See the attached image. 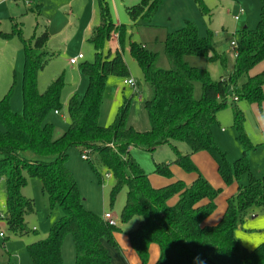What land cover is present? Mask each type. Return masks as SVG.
<instances>
[{
    "label": "trees",
    "instance_id": "1",
    "mask_svg": "<svg viewBox=\"0 0 264 264\" xmlns=\"http://www.w3.org/2000/svg\"><path fill=\"white\" fill-rule=\"evenodd\" d=\"M99 23L87 42L93 47V61L80 65L88 80L82 97L74 95L68 102L69 126L62 137L53 138V125L46 121L52 112L62 109L63 76L58 77L44 93L38 89V74L55 54L45 50L50 39L48 30L26 41L19 25L13 23L11 33H0L5 40L18 37L24 48L22 77L23 112L17 114L10 106L9 92L0 98V179L6 185V215L0 220L14 236L29 233L26 217L33 213L32 200L23 195L28 178H38L52 206H60L63 216L44 240L27 246L33 264H64L62 245L72 236L76 251L75 264H113L105 241L115 243L113 234L119 226H111L103 217L85 208L75 177L66 166L73 148L87 156V161L99 180L107 173L114 180L113 201L126 189L127 202L121 223L139 217L136 230L128 236L143 264L149 257V247L156 244L160 257L156 264H264V243L253 252H245L235 233L243 216L251 210H264V176L256 178L250 172L248 153L254 147L244 132V115L237 102L264 104V70L256 68L264 62V10L254 31L245 29L237 48L234 72L213 81L206 70L191 67L187 57H202L222 66L227 57L215 50L213 35L200 38L195 25H186L168 34L165 53L169 70L159 69L158 55L145 46L131 44L130 52L144 73L150 88L145 102L150 129L139 132L127 125L129 102L122 106L110 127L99 125L102 101L110 77L126 78L129 70L123 58L124 29L116 25L107 0H96ZM164 0H139L126 12L133 26L149 24ZM118 37L119 50H106L112 34ZM202 84V96L195 99V83ZM234 95V98L231 97ZM237 98L238 100H235ZM232 106L234 123L243 147V155L233 164L227 153L217 145L213 128L218 113ZM190 153H183L179 145ZM169 146L175 159L155 165V173L170 178V167L179 165L189 173H198L193 184L175 182L155 189L148 175L132 157L133 148L154 152ZM207 152L218 165L226 184L249 176L247 186H239L237 205L229 203L216 226H203L216 209L219 191L199 174L191 160L193 154ZM179 196L176 205L168 202ZM208 203L202 205L203 201Z\"/></svg>",
    "mask_w": 264,
    "mask_h": 264
},
{
    "label": "rangeland",
    "instance_id": "2",
    "mask_svg": "<svg viewBox=\"0 0 264 264\" xmlns=\"http://www.w3.org/2000/svg\"><path fill=\"white\" fill-rule=\"evenodd\" d=\"M96 0H92L95 4ZM111 6L112 18L115 24L123 25L124 52L123 58L128 67L129 75L126 78L110 77L107 81L99 125L110 127L117 119L122 106L129 102L127 125L139 132H147L150 123L145 110V102L149 97L150 88L144 80V73L130 52L131 44L145 46L146 49L158 55L156 66L159 69L169 70L170 62L165 53V41L170 33L182 29L187 22L195 25L200 38L213 35L215 50L227 57V63L222 66L218 62H209L202 57H187L186 61L191 67L206 70L213 81L220 77H228L234 72L236 52L231 45L237 48L241 44V36L245 29L256 30L261 14L264 10V0H164L149 24L140 23L133 26L122 6V0H107ZM116 3L117 8L112 7ZM90 0H0V33H11L13 21L19 25L23 38L30 42L34 35H41L48 30L50 40L45 50L55 54L52 61L38 74V89L44 93L48 87L60 76L64 79V89L59 112L50 113L46 121L53 125V138L58 139L66 132L69 126L68 102L74 95L82 97L88 86L87 78L82 74L80 65L85 61H93V47L86 41L90 29L85 34L82 26L88 23L90 14ZM118 9V13L116 12ZM239 17L238 20L235 18ZM99 10L95 8V20L99 23ZM114 35H116L114 33ZM115 38L112 34L111 40ZM118 39V37H117ZM111 40L109 42H111ZM109 44V43H108ZM107 44V45H108ZM82 54L83 61L71 65L70 59ZM24 48L18 37L6 40L0 37V98L11 89L10 106L13 112H23L22 77L24 71ZM264 70V62L256 72ZM132 80L136 88L124 84V80ZM202 96V84L195 83L194 97ZM234 98V95L231 99ZM243 112L244 132L253 145L248 153L250 172L256 178L264 176V104L249 103L242 99L237 102ZM218 124L213 128V134L218 147L225 153L230 163H234L243 155V147L239 133L234 123L232 106L223 108L218 113ZM0 129L4 127L0 124ZM182 148L188 147L180 144ZM172 158V150L167 145L163 151L148 152L144 149L133 148L132 157L139 163L148 175L150 183L165 182L166 179L154 172V162L159 155ZM212 163L197 165L198 170L215 190L219 191L216 200V209L212 218L222 217L229 203L237 205L238 186H247L249 176L243 175L240 180L233 179L230 184L223 183L217 170L214 168V159L208 155ZM66 166L75 177L81 196L85 200V208L93 213L104 216L112 213L118 222H121L122 211L127 202L126 189L121 190L115 199L111 200V191L114 185L113 178L107 173L98 179L89 163L81 158L78 149L69 151ZM174 176L182 183L188 185L193 181V175L179 165L174 164ZM176 170V171H175ZM157 185V184H156ZM23 195L32 200L34 211L26 217L29 233L25 236H14L8 230L6 223L0 220V264H33L27 251V246L44 240L48 237L51 228L63 216L60 206H52L48 195L42 189V182L38 178H28L23 189ZM6 185L0 179V216L6 215ZM259 216V217H257ZM257 217V218H254ZM137 218H132L119 226L115 231V243L105 241L113 264H127L124 259L125 252L133 251V263L140 264L139 257L132 249L128 234L137 227ZM238 233L245 239V244L239 240L242 249L251 253L255 238L264 235V210H251L243 216V223ZM257 232V233H255ZM253 249V250H250ZM135 254V255H134ZM159 250L154 245L150 250L147 264H152ZM64 264L76 263V251L72 236H67L62 245ZM158 259V257H157ZM156 259V261H157ZM129 264V263H128ZM154 264V263H153Z\"/></svg>",
    "mask_w": 264,
    "mask_h": 264
},
{
    "label": "crops",
    "instance_id": "3",
    "mask_svg": "<svg viewBox=\"0 0 264 264\" xmlns=\"http://www.w3.org/2000/svg\"><path fill=\"white\" fill-rule=\"evenodd\" d=\"M90 2H91V5H90V16H89V18H88V23L86 24H84L83 26H82V29H83V31L82 32H84L85 34H87L88 33V31L92 28H94V27H92L93 25V23H94V20H95V8H96V6H97V1H95V4H93V2H92V0H90ZM139 2V0H122V2H121V4H122V6L124 7V9H125V11H126V8L127 7H130V6H133V5H135V4H137ZM110 5V4H109ZM98 7V6H97ZM112 7L113 8H117L116 7V3H112ZM110 8H111V6H110ZM117 13H118V9H117V11H116ZM14 22H16V21H13V23ZM116 25H118V24H116ZM92 29L90 30V33H91V31H92ZM3 33V32H2ZM90 33H89V35H90ZM88 35V36H89ZM113 36L115 37V38H113L112 40H111V42H108L109 44L106 46V50L108 51V50H110L111 52H112V54H114L117 50H119V43H118V39H117V35H114L113 34ZM1 37V36H0ZM2 38V37H1ZM87 39H88V37H87ZM50 40V39H49ZM87 41V40H86ZM6 42H7V40H6ZM49 42V41H48ZM78 56V55H77ZM83 60H85V59H83ZM83 60H81V61H83ZM70 63V62H69ZM125 81V80H124ZM127 86H129V85H127ZM131 87V86H130ZM135 89V88H134ZM5 96V95H4ZM3 96V97H4ZM164 147H167V146H162V147H159V148H157L155 151H154V153L155 152H158V151H163V149H164ZM179 147V149H180V151H182L183 153H190V150H189V148H187V149H185V148H182V146H178ZM172 150V149H171ZM208 155H210L209 153H207V152H199V153H196V154H193L192 156H191V160H192V162L194 163V165L196 166V168H197V165H199V164H201V163H212L211 162V159L209 158V156ZM175 159V155H174V153H173V151H172V158L171 157H167V155L165 154V155H159V158H158V160L157 161H155L154 162V172H155V165L156 164H160V163H170V162H172L173 160ZM201 162V163H200ZM214 162H215V160H214ZM200 166V165H199ZM174 167V165H172L171 167H170V170H171V173H172V176L170 177V178H167V177H164V176H162L163 178H165L166 179V181L165 182H158V183H156V184H154V183H150L151 184V186L153 187V188H155V189H160V188H163V187H166V186H168V185H171V184H173V183H175V182H179L180 180H178L177 178H175V176H174V171H173V168ZM214 168L217 170V173H218V175H219V177H220V179L222 180V182L223 183H225L224 181H223V179L221 178V176H220V174H219V172H218V165H217V163L215 162V164H214ZM197 170H198V168H197ZM176 171V170H175ZM198 172H199V174L201 175V173H200V171L198 170ZM190 174H192L193 175V181H192V183L191 184H193V182H195L196 180H197V178L199 177V175H198V173H190ZM149 182H150V179H149ZM181 182V181H180ZM191 184H188V185H186V186H190ZM238 190H239V186H238V188H237V193H238ZM178 200H179V196H175V197H173L172 199H170L169 200V202H168V205L169 206H174V205H176L177 204V202H178ZM217 200V199H216ZM208 203V201L207 200H205V201H203L201 204L202 205H205V204H207ZM215 203H216V201H215ZM227 209V208H226ZM226 212V211H225ZM225 212H224V214H225ZM214 213V212H213ZM112 214V213H111ZM224 214H222V217L219 219V217H215V218H212V215L211 216H209L205 221H204V223H203V226H208V227H212V226H216L217 224H219V222L221 221V219L223 218V216H224ZM113 215V214H112ZM102 217V216H101ZM113 217H114V215H113ZM257 217H259V216H257ZM257 217H254V218H257ZM115 219H116V217H114ZM135 218H137L138 220H137V227H138V224H139V222H140V218L139 217H135ZM117 220V219H116ZM122 223L121 222H119V225H121ZM136 227V228H137ZM134 230H136V229H134ZM242 231V229L239 227V229L236 231V233H235V236H236V238L237 239H239V240H242L243 241V243L245 244V239L243 238V237H241V235H239L238 233H240ZM255 233H257V232H255ZM114 234H115V232H114ZM114 234H113V237H114ZM256 240H255V242H254V245H253V247L252 248H255V247H257V246H259V245H261L262 243H264V235H261V236H258V237H256L255 238ZM130 240V239H129ZM114 241H115V239H114ZM130 243H131V241H130ZM156 246L157 248H158V250H159V254H158V256L156 255V257H155V260H154V264H156L157 263V261L159 260V257H160V248H159V246H157L156 244H152L150 247H149V254H150V250H151V248H152V246ZM131 246H132V244H131ZM108 248V247H107ZM132 249L134 250V248H133V246H132ZM250 250H253V249H250ZM109 251V250H108ZM134 252H136L135 250H134ZM136 254H137V252H136ZM109 255H110V253H109ZM135 255V254H134ZM138 255V254H137ZM110 257H111V255H110ZM138 257H139V255H138ZM157 257H158V259H157ZM124 259L126 260V263L128 264H134L133 263V261H132V259H135L134 258V256H133V251H131V250H128L127 249V251L125 252V256H124ZM156 259H157V261H156ZM112 260V259H111ZM148 261V260H147ZM139 262H140V264H143L142 263V261H141V259H140V257H139ZM112 263H113V261H112ZM152 263V264H153ZM135 264H136V261H135ZM139 264V263H138ZM145 264H147V262L145 263Z\"/></svg>",
    "mask_w": 264,
    "mask_h": 264
},
{
    "label": "built area",
    "instance_id": "4",
    "mask_svg": "<svg viewBox=\"0 0 264 264\" xmlns=\"http://www.w3.org/2000/svg\"><path fill=\"white\" fill-rule=\"evenodd\" d=\"M3 1H6V0H3ZM235 19L238 20L239 17H236ZM231 45H232V47H233L234 52H236V50H237V46L235 45V43L232 42ZM83 59H84V56H83L82 54H79L77 57L70 59L69 62H70L71 65H77V64L79 63V61H81V60H83ZM124 84H125V85H129V86H131L132 88H136V85H135V83H134L132 80L126 79V80L124 81ZM235 100H238V99L235 98ZM81 158H82L83 160H87V156H86L85 154L82 155ZM1 218H2V217L0 216V219H1ZM103 219H104L105 221H107L111 226H118V225H119V222L113 217V215H112L111 213H106V214L103 216ZM0 237H4L3 233H0Z\"/></svg>",
    "mask_w": 264,
    "mask_h": 264
}]
</instances>
